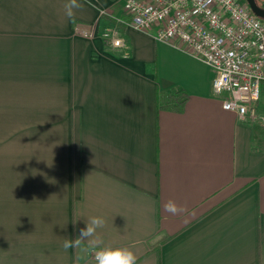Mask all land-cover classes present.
Returning a JSON list of instances; mask_svg holds the SVG:
<instances>
[{
  "label": "crops",
  "instance_id": "1",
  "mask_svg": "<svg viewBox=\"0 0 264 264\" xmlns=\"http://www.w3.org/2000/svg\"><path fill=\"white\" fill-rule=\"evenodd\" d=\"M122 1L0 0V264H94L63 247L93 217L137 264H264V82L239 115L155 27L105 44ZM170 88L181 110L158 107Z\"/></svg>",
  "mask_w": 264,
  "mask_h": 264
},
{
  "label": "built area",
  "instance_id": "2",
  "mask_svg": "<svg viewBox=\"0 0 264 264\" xmlns=\"http://www.w3.org/2000/svg\"><path fill=\"white\" fill-rule=\"evenodd\" d=\"M123 15L99 31L107 45L123 43L117 23H132L155 37L170 40L204 61L214 72L211 89L226 93L222 107L254 115V101L264 82V18L245 0H123ZM97 23L76 27L95 35Z\"/></svg>",
  "mask_w": 264,
  "mask_h": 264
},
{
  "label": "clouds",
  "instance_id": "3",
  "mask_svg": "<svg viewBox=\"0 0 264 264\" xmlns=\"http://www.w3.org/2000/svg\"><path fill=\"white\" fill-rule=\"evenodd\" d=\"M164 208L165 211L172 214H176L181 210L171 200L164 205ZM102 225V218H91L86 223V227L80 230V235L76 239H65L63 247L67 250L70 247L80 246L87 242L84 251L91 256L94 264H137V256L130 248L104 244L103 240L96 236V229Z\"/></svg>",
  "mask_w": 264,
  "mask_h": 264
},
{
  "label": "trees",
  "instance_id": "4",
  "mask_svg": "<svg viewBox=\"0 0 264 264\" xmlns=\"http://www.w3.org/2000/svg\"><path fill=\"white\" fill-rule=\"evenodd\" d=\"M188 97L182 88H170L158 91V107L169 110H181Z\"/></svg>",
  "mask_w": 264,
  "mask_h": 264
},
{
  "label": "water",
  "instance_id": "5",
  "mask_svg": "<svg viewBox=\"0 0 264 264\" xmlns=\"http://www.w3.org/2000/svg\"><path fill=\"white\" fill-rule=\"evenodd\" d=\"M245 1L247 2L249 8L255 15L264 18V7L257 4L255 0H245Z\"/></svg>",
  "mask_w": 264,
  "mask_h": 264
},
{
  "label": "rangeland",
  "instance_id": "6",
  "mask_svg": "<svg viewBox=\"0 0 264 264\" xmlns=\"http://www.w3.org/2000/svg\"><path fill=\"white\" fill-rule=\"evenodd\" d=\"M255 1L257 2V4L264 7V0H255Z\"/></svg>",
  "mask_w": 264,
  "mask_h": 264
}]
</instances>
